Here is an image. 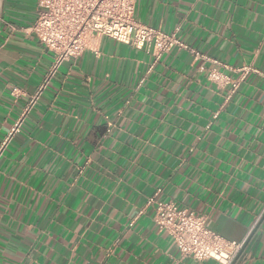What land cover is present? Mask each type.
I'll return each instance as SVG.
<instances>
[{
  "label": "crops",
  "instance_id": "1",
  "mask_svg": "<svg viewBox=\"0 0 264 264\" xmlns=\"http://www.w3.org/2000/svg\"><path fill=\"white\" fill-rule=\"evenodd\" d=\"M38 3L0 0V264H221L182 258L152 198L264 264V0H138L185 47L98 38L28 110L55 62Z\"/></svg>",
  "mask_w": 264,
  "mask_h": 264
},
{
  "label": "built area",
  "instance_id": "2",
  "mask_svg": "<svg viewBox=\"0 0 264 264\" xmlns=\"http://www.w3.org/2000/svg\"><path fill=\"white\" fill-rule=\"evenodd\" d=\"M138 0H39L37 17L26 29L50 52L55 62L34 95L28 110L36 103L55 77L61 65L78 59L94 47L98 38L145 49L158 60L184 44L175 36L136 21ZM251 68L241 70L242 79ZM212 81L219 82L218 73H211ZM238 84L234 85V89ZM16 90V89H15ZM148 205L155 206L154 223L161 232L172 237L182 258L196 261L216 260L232 264L245 242L228 241L210 228L202 215L182 209L172 202L152 198Z\"/></svg>",
  "mask_w": 264,
  "mask_h": 264
},
{
  "label": "water",
  "instance_id": "3",
  "mask_svg": "<svg viewBox=\"0 0 264 264\" xmlns=\"http://www.w3.org/2000/svg\"><path fill=\"white\" fill-rule=\"evenodd\" d=\"M250 238H251V237H250ZM249 241H250V239H248V240L246 241V243H245V245H244L242 251L240 252V254L238 255V257L235 259V261H234L232 264H235V263L239 260V258H240L241 255L243 254V252H244V250H245L247 244L249 243Z\"/></svg>",
  "mask_w": 264,
  "mask_h": 264
}]
</instances>
